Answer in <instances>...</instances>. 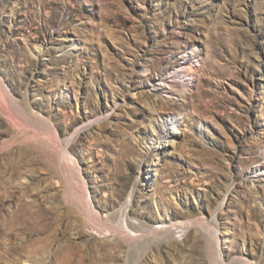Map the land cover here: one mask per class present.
Here are the masks:
<instances>
[{
    "label": "rangeland",
    "instance_id": "1",
    "mask_svg": "<svg viewBox=\"0 0 264 264\" xmlns=\"http://www.w3.org/2000/svg\"><path fill=\"white\" fill-rule=\"evenodd\" d=\"M188 58L183 92L167 78ZM0 76L70 141L103 218L144 231L140 264H213L214 241L230 264H264V0H0ZM13 142L0 264H69L77 245L125 264L129 245L89 229L62 171ZM42 202L57 212L49 240Z\"/></svg>",
    "mask_w": 264,
    "mask_h": 264
},
{
    "label": "bare ground",
    "instance_id": "2",
    "mask_svg": "<svg viewBox=\"0 0 264 264\" xmlns=\"http://www.w3.org/2000/svg\"><path fill=\"white\" fill-rule=\"evenodd\" d=\"M196 64V60L188 58L175 74L167 78V81L168 79H172V82L183 92L190 91L191 86L196 79V71L193 69ZM25 99L19 100L8 87L5 78L0 76V120H2V118L5 120L4 124L2 126L0 125V136L5 135L8 137L11 133V129H14L15 131V135L11 140L7 139L3 141L0 147V153L9 151L14 143L13 141L25 143L28 145L27 147L32 149L41 157L45 169L48 172L59 174V172L62 171L65 182L71 188V200L73 204L77 206V209L82 210V221L89 226L90 230H96L102 236L120 239L123 240V242L125 241L129 245L125 264H140V246L136 243V238H138L144 231L141 230L140 226L137 228L134 227L136 224L134 225L133 222L130 223V228L132 229L127 230L128 223L125 216L121 217L119 227L113 225L112 222L114 220H105L103 218L97 209L95 199L90 190L91 187L88 181L81 175V170L69 150L70 141L62 139L55 125L34 111ZM170 125H172V123L168 120L165 121V124L162 126V129L165 131V136H160L156 139V142L154 141L155 149H162L161 145H166L170 142L174 135V131L170 129ZM28 127L32 128L30 132H28ZM18 154L22 162L16 166L17 169L29 162L28 151L21 149L17 155ZM6 165L8 166L5 168V173L7 174L9 173L12 165L10 163H6ZM7 186L8 183H4L1 188L6 190ZM5 197L7 198V196L0 197V203L6 202L4 200ZM32 207H34V205ZM37 207L38 209L34 213L39 216L41 224L40 233H47V237L45 239L49 240L53 237L57 226L56 209L55 207L48 208L44 206V202L40 203ZM171 227L172 226L168 224L164 225L166 230H169ZM139 232L141 233L139 234ZM214 242L215 244H211L209 247L210 255L213 258V264H230L224 260L222 242ZM77 246L68 248L72 257L69 260V264H99L101 258H98L99 255L98 257L96 256L95 251L91 252L87 260L84 254L80 253L81 251L78 250ZM101 251H106V246L102 245ZM114 254H116V252ZM104 255L105 253H103V256ZM106 256L109 258V255L106 254L104 257L106 258ZM232 264L254 263L239 260Z\"/></svg>",
    "mask_w": 264,
    "mask_h": 264
}]
</instances>
